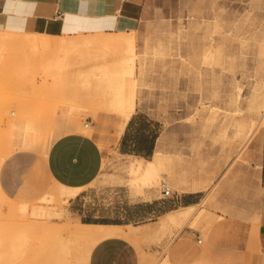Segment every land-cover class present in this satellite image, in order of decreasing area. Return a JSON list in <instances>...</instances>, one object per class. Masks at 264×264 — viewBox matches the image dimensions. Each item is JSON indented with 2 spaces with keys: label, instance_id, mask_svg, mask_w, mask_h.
Masks as SVG:
<instances>
[{
  "label": "rangeland",
  "instance_id": "obj_1",
  "mask_svg": "<svg viewBox=\"0 0 264 264\" xmlns=\"http://www.w3.org/2000/svg\"><path fill=\"white\" fill-rule=\"evenodd\" d=\"M135 31L139 57L135 65L137 77L141 78L137 109L161 120L162 134L157 149L182 164H195L192 166L198 174L205 173L208 185L218 178L220 181L207 203L213 211L206 219H214L212 222L192 219L183 224L166 223L158 218L147 225L136 226L137 235L132 240L140 249L141 264H162L166 257L171 264H194L199 260V253L207 249L215 226L222 221L243 223L246 230L250 226L252 234L263 224L261 162L250 155L251 146L245 151L244 159L242 154L238 156V151L246 140V130L264 113L263 110L252 113L250 109L253 90L264 81V0H146L144 14ZM83 33L88 37L100 34ZM107 33L115 35L117 31ZM58 34L50 35V39L79 35ZM17 53L9 46L0 48V159L3 139L8 132L7 121L22 118L27 104L32 117H43L44 125L49 128L55 107L60 118H72L84 128L89 119L97 121L101 112L117 115L112 109L98 106L109 99L111 87L94 81L92 75L88 85L91 98L84 102L73 94L72 91L83 84L79 80L91 72L90 68L81 72L75 68L76 73L62 71V75L58 74L61 84L55 89L51 76H45L46 71L43 74L40 68L36 69L38 72L22 71L26 75L20 71L18 74L22 76L17 74L16 80L12 67ZM71 76L78 80L72 82V87L79 82L73 90L69 88L72 84L66 83ZM23 77L27 80L22 81ZM79 87L76 94L87 85ZM211 104L215 105L214 110ZM255 136L264 137V120ZM105 149L106 165L93 183L99 190L98 197L109 198L113 188L125 192V202L144 197V191L163 196L159 191L163 187L161 181L172 184L173 178L165 170L159 186L141 191L140 179L126 167L131 157L109 146ZM28 151L42 156L39 148ZM178 189L170 187L172 193L193 192ZM207 189L198 191L200 202L209 193ZM46 195L45 191L7 199L0 194V247L7 251L12 240L17 241V236H27L26 240L15 243L19 251L14 250L11 243L8 257H3L1 264L10 259L13 264H53L59 254L67 256L70 264H86L83 253L92 239L78 232L79 216L69 200L42 199ZM19 202L28 205L22 217H19ZM35 208L42 214L34 215ZM21 219L38 221L50 226L51 231L39 238L34 232L33 238H28V233L24 232L27 230L30 235L33 232ZM24 227L26 229L19 232ZM14 228L18 231L13 234ZM133 230L132 226L128 227L129 232ZM185 236L195 238L196 247L192 251L196 254L184 256L177 250L175 242ZM60 238L66 241L68 248L58 249L55 240Z\"/></svg>",
  "mask_w": 264,
  "mask_h": 264
},
{
  "label": "crops",
  "instance_id": "obj_2",
  "mask_svg": "<svg viewBox=\"0 0 264 264\" xmlns=\"http://www.w3.org/2000/svg\"><path fill=\"white\" fill-rule=\"evenodd\" d=\"M145 2L0 0V28L38 32L51 30L55 35L135 31L144 14ZM30 112L27 104L22 118L13 117L7 121L8 132L1 149L4 159L0 165V189L9 198L45 191L48 194L53 186L70 190L80 188L68 197L72 210L80 218L79 224L117 225L124 230L123 234L100 239L92 247L86 264H141L140 249L132 240L137 235L136 226L164 219L181 207L200 203L197 193L202 189L182 194H166L164 190H159L163 196H158L140 188L145 196L128 202H125V192L116 188L109 191V198L97 196L99 190L94 188L93 183L104 168L106 146L129 157L149 159L156 153L162 123L150 113L136 108L130 118L125 119L119 114L101 112L97 121L89 119L84 128L72 118H60L55 107L51 112L49 128L44 125L43 117H32ZM23 124L39 131L41 142L38 145L23 146L18 135ZM250 146V155L261 162L264 191V137H255ZM35 148H39L42 156L28 151ZM247 148L242 153V159ZM17 206L19 217L24 216L27 203L19 202ZM129 226L133 227L132 232L128 231ZM250 229L249 226L246 230L245 224L240 222L222 221L215 226L208 238L207 249L199 253V260L194 264H264V214L258 232L252 234ZM195 241L193 236H185L174 245L182 255H194ZM168 261L171 264L169 258Z\"/></svg>",
  "mask_w": 264,
  "mask_h": 264
},
{
  "label": "bare ground",
  "instance_id": "obj_3",
  "mask_svg": "<svg viewBox=\"0 0 264 264\" xmlns=\"http://www.w3.org/2000/svg\"><path fill=\"white\" fill-rule=\"evenodd\" d=\"M49 31L50 32H38L30 30H9L0 28V48L9 46L18 51V53L14 55L12 67L13 72L15 73V79L18 80L16 76L20 71L32 72V70L34 71L37 68H40L44 70L43 74L45 71L47 72H45V76H48V74L51 76V78L53 79L52 83L56 89V87L58 86L57 84H61L60 81L62 80L60 79L58 74L62 75V71L72 72L73 70V72L76 73V71H74L75 68L80 72L84 68L86 70L90 68L91 72H88L87 74L83 73L84 76H87L79 80V82L87 85V88L85 89V85L80 84L81 87H84L80 90H86L85 92L81 91L80 93L79 91V93L76 94L75 91L79 90L78 88H80V85L75 91H72L73 88H76L79 82L75 87H72V82L78 80L76 78L74 79L73 76L67 78L66 83L72 84L69 85V88L72 89L71 91L73 92V94L75 93V95L81 97L84 102H87V100L91 98V91L89 90L88 85L92 82L91 78H93L92 76H94V81L107 83L111 87L109 99L103 103L100 102L98 106L112 109L125 119L130 118V116L135 112L138 106V86L140 85L141 80L140 76L137 77L138 74L135 65L136 57H138V38L136 35V31L123 30L118 31L115 35L102 32L99 35L93 37H88L86 34H79L73 37L56 38L55 40L50 39V35L55 34H52L51 30ZM9 32H13L15 35H11ZM85 69L84 71H86ZM35 72H38V70H36ZM29 73H27V75ZM23 75L26 74L23 73ZM18 76L21 77L22 74H18ZM25 77L29 79V77ZM26 78L23 77L22 81ZM260 83L261 85L256 87V89L254 88L253 90V97L250 102V109L252 113H259L261 110L264 111V81L259 82V84ZM210 108L214 110L215 105L211 104ZM263 120L264 113L260 116L259 119L253 120V123L249 126V129L246 130V140L240 147L238 156H240L249 146L250 142L254 140V138L256 137L255 135L258 132V128L261 126V123H263ZM19 137L23 141V146H36L41 142L39 131L32 128L28 124L22 125ZM130 157L131 160L126 167L128 168L129 172L136 174L140 179L141 183L143 184L141 188L154 189L153 187L159 186L160 176H162L163 171L165 170H167L171 174L173 182L171 184L167 183L166 181H161V185L163 187L159 188L160 191L166 189L170 190L171 186L177 189L179 188V191L200 189L206 190L210 185V189H207L209 193H206V196L200 203L184 206L179 208L178 210L170 212L167 216L164 217V222H176L183 224L191 221L192 219H194L195 222H199L202 219H206L212 216L213 210L211 211V208L209 209L207 203L209 197H211L213 192L219 186L220 178H218L216 181L214 180V182L208 185V179H206L205 173L198 174L196 169H194L195 167L192 166L195 164H192L191 162L182 164L179 160L175 159L174 157L165 155L163 151H160L158 149L156 153L149 159L140 156ZM3 159L4 157L1 155L0 165ZM106 161L107 159L104 158L103 167H105ZM217 169L218 167L216 166V172L218 171ZM79 190L80 188L70 190L66 187L53 186L50 189L49 193L42 199L53 197L56 199L68 200V197L70 195H74ZM0 194L4 198L9 199L1 191V189ZM32 213L34 215L42 214V212H40L38 208L33 209ZM207 220L209 222L211 221L209 219H206V222H208ZM213 220L214 219H212V221ZM21 221V223H24L26 227L30 228L33 232V234L31 235L27 230V232H24L28 233V238L32 235L34 236V232L36 233L35 236L38 235L37 237L39 238L41 236L49 235L51 231L50 226L41 225L38 221H24V219H21ZM17 224L16 227L18 228ZM23 229L26 228H21L19 232H21V230ZM13 230L14 232H11L14 234L17 229L14 228ZM78 232L92 239V243L84 250L83 253V260L86 261L92 247L100 239L108 237L110 235L123 234L124 230L121 226L117 225L80 224V229L78 230ZM20 235L17 236L18 242H20L21 240H26L25 238H27V236H23L22 238H20ZM55 241L57 243L58 249L64 250L68 248L66 245V241L63 238ZM13 242L14 241L12 240L11 243L14 247V250L19 251V245L16 246V242ZM11 243L9 244L7 251L10 247L12 248ZM14 250L12 249L13 252ZM7 251L5 250V247H0V260L3 257H8ZM13 263L14 261L10 259V261H8L6 264ZM53 264H70V259H68L67 256L59 254L57 255V257H55ZM162 264H170L167 257L164 259Z\"/></svg>",
  "mask_w": 264,
  "mask_h": 264
},
{
  "label": "built area",
  "instance_id": "obj_4",
  "mask_svg": "<svg viewBox=\"0 0 264 264\" xmlns=\"http://www.w3.org/2000/svg\"><path fill=\"white\" fill-rule=\"evenodd\" d=\"M88 124V123H87ZM86 124V125H87ZM164 192L166 193V194H169L170 192H171V190H169V189H166V190H164Z\"/></svg>",
  "mask_w": 264,
  "mask_h": 264
}]
</instances>
